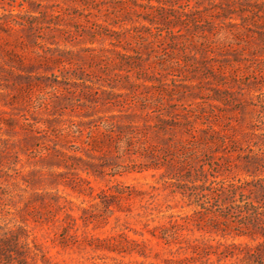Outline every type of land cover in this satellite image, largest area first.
Here are the masks:
<instances>
[{
  "label": "rangeland",
  "instance_id": "374dc122",
  "mask_svg": "<svg viewBox=\"0 0 264 264\" xmlns=\"http://www.w3.org/2000/svg\"><path fill=\"white\" fill-rule=\"evenodd\" d=\"M117 1L0 0V264H264V188H174L264 186V0Z\"/></svg>",
  "mask_w": 264,
  "mask_h": 264
},
{
  "label": "trees",
  "instance_id": "16d2710c",
  "mask_svg": "<svg viewBox=\"0 0 264 264\" xmlns=\"http://www.w3.org/2000/svg\"><path fill=\"white\" fill-rule=\"evenodd\" d=\"M160 2V0H156ZM117 0H110V4H117ZM134 6H139L141 8L146 9V13L143 14V18L150 21L152 20V13L154 11H161L164 9V6L160 3L153 5L150 4L148 1L145 3L138 2L134 0ZM117 7H115L116 9ZM150 10V11H149ZM194 11L189 9V11H181L178 15L179 22L186 24L189 18L194 15ZM193 22V21H192ZM216 133L213 129L211 130V135H209L208 140L209 142L214 143L217 146V149L220 147H226L228 145L229 139L225 135H214ZM204 143H207L205 141ZM212 145L210 146V148ZM190 159H193L190 154L184 153ZM216 162L212 161L209 164V167L204 168L203 165L192 166L190 163L182 164L183 161L180 160V156L178 158V166L179 171L177 172L176 180L178 182L174 183V188L180 194L182 199L187 198V203L191 202L192 197H198L201 194L207 193L209 196L214 198H219L220 196H232L235 197L237 193H242L244 190H251L254 189H263L264 186L262 185V178H254L251 177L250 174L247 176L237 177L233 180L224 179H217V174L222 172L223 170L229 168L226 162L223 161L221 155H217ZM196 158H194L195 161ZM240 159L242 160L243 165H248L250 162L256 163L258 161V157L256 156H241ZM184 170V171H183ZM245 172H249L248 169H245ZM183 171V172H182ZM250 220V219H249ZM250 223L254 222V219L249 221ZM246 224V223H245ZM174 227V226H173ZM177 232L170 231L169 228L164 227L160 233V237L164 239L166 242H169L170 239L175 237Z\"/></svg>",
  "mask_w": 264,
  "mask_h": 264
}]
</instances>
